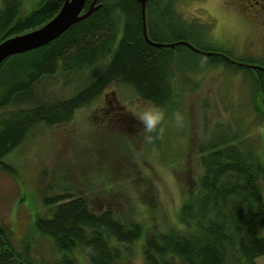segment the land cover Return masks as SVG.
<instances>
[{"label":"trees","instance_id":"1","mask_svg":"<svg viewBox=\"0 0 264 264\" xmlns=\"http://www.w3.org/2000/svg\"><path fill=\"white\" fill-rule=\"evenodd\" d=\"M92 0H87L83 11ZM24 0L0 1V42L38 29L60 10L64 0H40L22 13ZM100 7L60 36L35 49L7 57L0 64V168L3 158L41 124L69 122L74 112L90 105L112 83L130 87L153 106L171 97L176 75L204 63L224 64L249 77L251 92L264 96V64L237 58L219 43L205 40L203 25L186 20L176 0H146L148 38L176 43L174 48L150 45L143 34L141 3L98 0ZM197 22V23H196ZM212 52L204 56L191 49ZM196 56V58H194ZM197 56L203 60H197ZM251 65L258 67L252 68ZM76 89L70 97L49 100L43 80L55 75ZM41 84V85H40ZM260 118L264 111L254 107ZM264 123V118L260 119ZM158 124V123H157ZM157 131L152 127L153 134ZM246 133L223 132L209 139L198 162L199 187L180 209V229L161 231L136 221H124L106 208L94 211L87 198L71 193L45 194L48 215L33 226L51 236L60 256L46 264H131L140 242L142 264H258L264 255V196L259 179L264 158ZM28 235L22 249L0 224V264H33ZM127 259V260H126Z\"/></svg>","mask_w":264,"mask_h":264},{"label":"rangeland","instance_id":"2","mask_svg":"<svg viewBox=\"0 0 264 264\" xmlns=\"http://www.w3.org/2000/svg\"><path fill=\"white\" fill-rule=\"evenodd\" d=\"M39 2L24 0L22 13ZM238 2L176 0L175 8L186 20L203 25L205 40L262 65L263 29L254 30V23H248L239 8H231L233 3L241 7ZM203 66L185 75L176 70L173 93L159 107L140 99L130 87L112 83L90 105L77 109L69 122L34 127L3 158L0 224L18 249L28 235L33 264H46L60 256L51 236L33 226L37 218L48 215L42 204L45 194L83 196L94 211L110 208L117 217L139 222L147 231L155 226L161 231L180 229L181 205L199 187L201 151L219 128L248 134L249 143L264 158L260 120L264 116L258 117L253 109L258 106L264 111V96H252L249 77L242 72L224 64ZM42 87L53 101L70 97L76 89L65 85L59 74L44 79ZM12 109H2L0 116ZM259 184L264 196V175ZM135 247L128 259L131 264H142L140 242ZM75 255L88 264L81 251ZM256 261L264 264V255Z\"/></svg>","mask_w":264,"mask_h":264},{"label":"water","instance_id":"3","mask_svg":"<svg viewBox=\"0 0 264 264\" xmlns=\"http://www.w3.org/2000/svg\"><path fill=\"white\" fill-rule=\"evenodd\" d=\"M141 3V16L143 22V34L146 41L155 47L174 48L176 43L153 42L148 38L146 32L145 2L146 0H137ZM87 0H64L57 14L46 24L38 29L27 33L9 37L0 42V64L9 56L23 53L54 40L65 32L73 24L90 16L97 8L100 7L98 0H92L85 11H83ZM191 49L204 56H210L212 52L195 49L191 44L182 42ZM252 68L258 67L251 65Z\"/></svg>","mask_w":264,"mask_h":264},{"label":"flooded vegetation","instance_id":"4","mask_svg":"<svg viewBox=\"0 0 264 264\" xmlns=\"http://www.w3.org/2000/svg\"><path fill=\"white\" fill-rule=\"evenodd\" d=\"M249 1L251 2L250 3L251 7L247 4ZM239 2H242L241 7H238V5L233 3L231 8L235 10L239 8L238 10L241 13L245 14L243 15V17L248 19L247 20L248 23H251V22L254 23L252 24L254 27L253 28L254 30H257L260 28V29H263L262 32H264V0H239ZM251 8H253L252 11H251ZM249 14H251L250 17H247V15Z\"/></svg>","mask_w":264,"mask_h":264}]
</instances>
